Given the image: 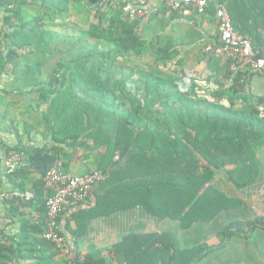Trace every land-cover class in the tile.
I'll use <instances>...</instances> for the list:
<instances>
[{
	"label": "trees",
	"instance_id": "1",
	"mask_svg": "<svg viewBox=\"0 0 264 264\" xmlns=\"http://www.w3.org/2000/svg\"><path fill=\"white\" fill-rule=\"evenodd\" d=\"M102 1L0 0V75L11 74L20 95L46 107L40 123L51 137L49 148L18 143L5 152L24 155L22 166L6 172L8 192L34 197L4 203L21 226L13 236L0 231V264H199L213 252L208 245L182 248L176 233L133 232L105 256L67 259L43 239L51 191L42 178L57 162L69 174L70 161L94 159L96 170H111L109 195H139L150 216L178 220L181 230L241 207L233 193L261 187L264 98L246 86L264 74L233 72L230 61L204 53L223 68L222 77L203 79L215 89L202 87L175 41L154 43L140 35V19L123 12L132 0L107 11ZM219 3L234 30L250 40L255 59H264V0H210L205 15L193 16L217 30ZM206 43L214 45L216 37ZM33 173L39 178L31 182ZM24 210L38 216L28 219Z\"/></svg>",
	"mask_w": 264,
	"mask_h": 264
},
{
	"label": "crops",
	"instance_id": "2",
	"mask_svg": "<svg viewBox=\"0 0 264 264\" xmlns=\"http://www.w3.org/2000/svg\"><path fill=\"white\" fill-rule=\"evenodd\" d=\"M122 1L124 0H105L101 4L106 11L115 10ZM152 7L158 11L140 19L142 25L140 35L154 43L164 39L175 41V48L185 58V65L192 73V77H197L200 86L215 89L214 85L203 81L206 75L212 79L222 77V64L208 62L203 58L204 48L209 44L206 41L215 33V26L207 21L201 22L192 14L174 15L156 3ZM190 17L194 19L191 21ZM252 78L246 86L248 93L254 97L264 98L252 92ZM15 88V78L11 74L0 75V194L13 190L1 163L6 150H13L18 143L50 147L51 137L45 126L40 123L41 112L46 107L38 109L35 101L20 95ZM27 125L33 128L27 129ZM263 156L264 143L259 149L261 164L259 186L264 184ZM114 160L116 161V157ZM96 167L94 159L82 158L70 161L68 171L71 175H83L96 170ZM110 172L111 170H108L105 174L104 182L93 186L87 205L70 207L60 217L59 230L68 239L73 256H84L87 253H102L101 255L105 256L108 248L133 232L143 234L172 232L178 235L179 241L181 238L184 240L185 248L198 245L213 248V252L207 254L199 264H264V193L255 190L233 193V196L242 201L241 207L219 214L208 224L181 230L178 220H158L150 216L144 210V205L138 203L143 202L139 195L131 194L129 191L122 195H109L107 178ZM38 178L39 175L33 173L31 182ZM217 179L220 180L222 188L228 191L230 187L222 175ZM145 202L148 204L151 201ZM4 203L0 202V231L13 236L20 230V217L10 218ZM23 213L31 220L38 216L33 210H24ZM200 213L203 214L204 210H198L196 214ZM78 225L83 227L79 231Z\"/></svg>",
	"mask_w": 264,
	"mask_h": 264
},
{
	"label": "built area",
	"instance_id": "3",
	"mask_svg": "<svg viewBox=\"0 0 264 264\" xmlns=\"http://www.w3.org/2000/svg\"><path fill=\"white\" fill-rule=\"evenodd\" d=\"M209 2L210 0H132L125 5L123 12L131 19H144L158 11L152 7L156 3L167 11L181 15L202 16L205 15ZM215 6L218 26L213 36L216 37V43L207 44L204 52L230 61V70L233 72L247 68L255 73L264 74V59L256 60L250 40L234 30L226 6L222 3ZM23 157L22 153L10 152L1 158L2 166L7 173H11L23 165ZM105 179V173L100 170L83 175L68 174L64 172L61 162H57L42 178L44 186L51 191V197L46 202L47 221L43 239L53 244L67 259H70L72 249L68 239L61 235L58 219L70 207L87 205L93 186L104 182ZM260 192L264 193V184ZM33 197L29 191L5 192L0 194V202L31 201Z\"/></svg>",
	"mask_w": 264,
	"mask_h": 264
},
{
	"label": "rangeland",
	"instance_id": "4",
	"mask_svg": "<svg viewBox=\"0 0 264 264\" xmlns=\"http://www.w3.org/2000/svg\"><path fill=\"white\" fill-rule=\"evenodd\" d=\"M193 19H194V17H190L191 21ZM251 88H252V92L254 94H257L259 96H264V77L258 75V76H255L254 78H252V80H251ZM262 159L264 160V156H263ZM262 171H263V169H262ZM260 173H261V171H260ZM261 176H262V174H261ZM260 189L261 188H258V190H255V191L259 192ZM176 231H178V230H176ZM180 244H181L182 248H185V243H184V240L182 238L180 239ZM105 259H107V258H105Z\"/></svg>",
	"mask_w": 264,
	"mask_h": 264
}]
</instances>
